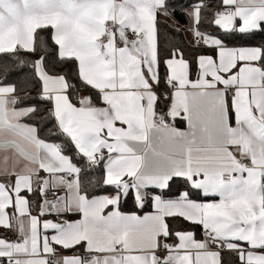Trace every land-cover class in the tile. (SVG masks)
Returning a JSON list of instances; mask_svg holds the SVG:
<instances>
[{
    "label": "snow or ice",
    "instance_id": "6c2138e0",
    "mask_svg": "<svg viewBox=\"0 0 264 264\" xmlns=\"http://www.w3.org/2000/svg\"><path fill=\"white\" fill-rule=\"evenodd\" d=\"M257 34L264 0H0V264H264Z\"/></svg>",
    "mask_w": 264,
    "mask_h": 264
},
{
    "label": "trees",
    "instance_id": "16d2710c",
    "mask_svg": "<svg viewBox=\"0 0 264 264\" xmlns=\"http://www.w3.org/2000/svg\"><path fill=\"white\" fill-rule=\"evenodd\" d=\"M212 2L215 3L216 0H212ZM176 19L179 21V23L186 24L185 19L181 18L179 15H177ZM161 31H162L161 46L165 50L164 52L165 55L167 54V49L173 44L181 46L188 57H192L197 54L194 49V46L192 45V43L189 42V40L185 36L184 31L174 33L170 31L166 25L163 24L161 25ZM262 42H264V34H257L250 41H237L236 43L238 46L245 43H247L249 46H252ZM10 79L17 83L20 82L19 78L16 76H11ZM32 95L35 96L36 93L32 92ZM129 209H131V205H129L128 208H126L125 210H129ZM227 260L229 261V264H234L235 258L232 256H227Z\"/></svg>",
    "mask_w": 264,
    "mask_h": 264
},
{
    "label": "crops",
    "instance_id": "0c3cea01",
    "mask_svg": "<svg viewBox=\"0 0 264 264\" xmlns=\"http://www.w3.org/2000/svg\"><path fill=\"white\" fill-rule=\"evenodd\" d=\"M169 23H170V21H169ZM181 26H184L185 27V30H184V33H185V36L187 37V39L189 40V42L191 43V41H192V36H191V34L190 33H188L187 31H186V24H182V23H179ZM3 229H0V233H3ZM9 235H13V238H14V234H9Z\"/></svg>",
    "mask_w": 264,
    "mask_h": 264
}]
</instances>
